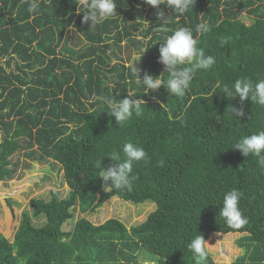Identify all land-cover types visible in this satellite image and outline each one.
Segmentation results:
<instances>
[{
    "label": "trees",
    "instance_id": "1",
    "mask_svg": "<svg viewBox=\"0 0 264 264\" xmlns=\"http://www.w3.org/2000/svg\"><path fill=\"white\" fill-rule=\"evenodd\" d=\"M116 2L117 14L89 29L77 12L79 0H38L36 14L21 0H0V181L15 175L12 156L23 150L31 160L58 162L69 186L65 197L56 190L48 199L30 197L32 217L42 214L45 222L37 226L22 211L12 240L0 232V264H152L140 261L141 250L159 257V264H216L209 252L194 258L187 245L196 235L207 241L211 233L231 232L239 234L240 252L229 264H264V165L232 148L264 130V106L250 98L241 104L222 92L237 79H264V0H195L183 15L165 4ZM248 14L249 23L243 19ZM201 22L211 30L199 36L195 27ZM70 27L85 40L84 49L60 48ZM179 27L192 28L197 46L216 63L197 72L183 98L168 95L163 85L144 94L134 69L112 61L111 40L119 45L144 38L138 75L155 78L164 71L158 62L162 40ZM130 89L145 104L141 116L123 125L93 100L123 99ZM231 105L242 107L243 116L232 115ZM126 142L143 148L147 159L133 164L130 189H104L99 175L112 163L107 155L117 152L123 160ZM232 189L242 194L239 207L248 221L239 230L219 216ZM112 196L150 199L156 206L130 227L115 216L98 223L86 216L68 220L76 204L93 211Z\"/></svg>",
    "mask_w": 264,
    "mask_h": 264
},
{
    "label": "clouds",
    "instance_id": "2",
    "mask_svg": "<svg viewBox=\"0 0 264 264\" xmlns=\"http://www.w3.org/2000/svg\"><path fill=\"white\" fill-rule=\"evenodd\" d=\"M21 3L27 4V11L32 14H36L39 9L38 0H21ZM144 3L153 8H159L161 4H165L173 8L176 14L183 15L193 9L195 0H144ZM116 7V0H79L80 10L77 12H83L82 23L90 22L89 29H92L116 15ZM157 17L163 20V25L167 22L162 11L157 13ZM147 26L145 25V27ZM157 30L168 31L167 28L159 26H157ZM210 30L207 22H201L195 27V32L199 36L208 33ZM162 41L163 43L159 47L158 62L163 64L164 71L155 78L148 73H145L141 78L138 75L139 70L134 67L135 85L137 88H142L144 94L158 90L163 85L168 95L183 98L197 72L211 68L216 63L215 57L206 55L205 51L197 46L198 36L193 35V29L190 27L176 28ZM144 52V50L141 51L140 57ZM162 74H167L166 78L162 79ZM222 92L229 100L239 97L241 104H243L245 100L250 98L253 103L264 106V79L255 82L246 78L237 79L231 87L225 85ZM135 94L130 89L128 96L123 99L94 96L93 100L106 105L109 115L115 117L118 125H123L133 115L139 117L143 114L142 104L145 102L143 99H133ZM228 111L237 118L244 114L242 107L236 108L232 105ZM232 148L240 150L245 157L250 155L257 157L258 162L264 165V130L241 137ZM122 152L124 154L123 160L117 152L107 155L112 163L103 167L99 175L102 178L104 189L105 186L120 191L126 188L130 189L135 180V177L131 175L133 164L147 159L145 150L132 142H126L122 147ZM241 195L236 189L226 192L219 209V216L229 228L234 230L242 229L248 223L239 207ZM207 243L203 235H196L190 240L187 248L194 258L203 259L208 254Z\"/></svg>",
    "mask_w": 264,
    "mask_h": 264
},
{
    "label": "rangeland",
    "instance_id": "3",
    "mask_svg": "<svg viewBox=\"0 0 264 264\" xmlns=\"http://www.w3.org/2000/svg\"><path fill=\"white\" fill-rule=\"evenodd\" d=\"M244 21L250 22L253 16L248 14L243 17ZM145 40L140 35L133 36L124 40L119 45L110 42V53L112 61L122 60L134 69L140 68L141 62L144 59V53L140 57L141 51L144 50ZM86 46L85 40L74 28L67 29L65 39L61 49L71 53L80 51ZM140 57V59H139ZM139 60V61H138ZM12 160L17 162L15 175L6 180L0 181V232L7 236L10 240L18 227V222L21 213L24 210L29 211L32 217V209L30 207V197H42L48 199L51 195V190H56L60 197L68 195L69 186L66 184L63 177V169L58 162L50 158H44L42 161L31 160L26 157L23 150L16 151ZM156 203L153 200H145L135 202L124 200L117 196H112L93 211L82 212L78 204L73 207L74 214L68 220L73 222L80 216H86L95 223L102 222L109 217H118L127 227L136 225L142 222L146 216L155 209ZM33 223L37 226L45 222V217H32ZM70 228L72 223H66ZM214 233V232H213ZM237 233H219L215 237L212 233L207 238V248L211 259L216 264H229L239 254L240 248L236 243ZM139 253L140 261L145 257L152 264H159V257L148 254L147 251ZM147 252V253H146ZM150 252V251H149ZM148 254V255H146ZM154 255V256H153Z\"/></svg>",
    "mask_w": 264,
    "mask_h": 264
}]
</instances>
